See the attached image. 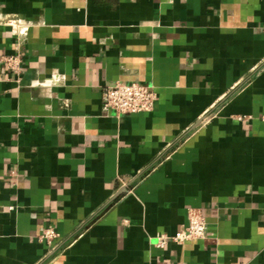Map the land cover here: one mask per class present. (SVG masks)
Instances as JSON below:
<instances>
[{"label": "crops", "instance_id": "0c3cea01", "mask_svg": "<svg viewBox=\"0 0 264 264\" xmlns=\"http://www.w3.org/2000/svg\"><path fill=\"white\" fill-rule=\"evenodd\" d=\"M0 17L35 24L0 26V264H264V0H0ZM118 82L151 86L154 110L106 114ZM192 207L206 238L159 248Z\"/></svg>", "mask_w": 264, "mask_h": 264}, {"label": "built area", "instance_id": "2783aa9c", "mask_svg": "<svg viewBox=\"0 0 264 264\" xmlns=\"http://www.w3.org/2000/svg\"><path fill=\"white\" fill-rule=\"evenodd\" d=\"M32 21L21 17L2 18L0 17V26L9 27L11 34L24 41L28 38L29 32L34 27ZM7 68L13 72L21 73L23 60L19 54L6 56L3 58ZM103 110L106 114L115 116H127L152 112L158 100L156 91L148 85L140 83H123L118 82L108 86L104 90ZM241 119V118H240ZM264 122V115L261 117ZM208 223L200 208H190L188 210V224L174 236H162L158 239L157 246L164 248L170 242L185 244L187 242L204 240L207 236ZM61 234L56 228H47L40 236V241L46 242L51 249H56Z\"/></svg>", "mask_w": 264, "mask_h": 264}]
</instances>
